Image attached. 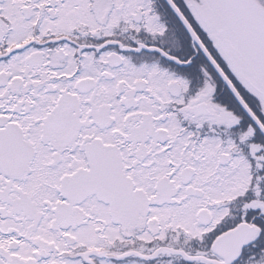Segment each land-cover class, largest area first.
<instances>
[{
	"label": "snow or ice",
	"instance_id": "obj_1",
	"mask_svg": "<svg viewBox=\"0 0 264 264\" xmlns=\"http://www.w3.org/2000/svg\"><path fill=\"white\" fill-rule=\"evenodd\" d=\"M0 264H264V0H0Z\"/></svg>",
	"mask_w": 264,
	"mask_h": 264
}]
</instances>
